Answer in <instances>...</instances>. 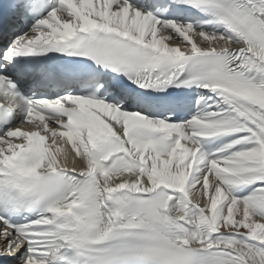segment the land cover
<instances>
[{"label": "snow or ice", "instance_id": "6c2138e0", "mask_svg": "<svg viewBox=\"0 0 264 264\" xmlns=\"http://www.w3.org/2000/svg\"><path fill=\"white\" fill-rule=\"evenodd\" d=\"M0 243L264 264V0H0Z\"/></svg>", "mask_w": 264, "mask_h": 264}]
</instances>
